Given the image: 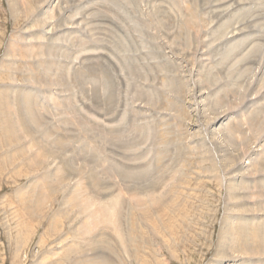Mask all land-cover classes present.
<instances>
[{
  "label": "rangeland",
  "instance_id": "1",
  "mask_svg": "<svg viewBox=\"0 0 264 264\" xmlns=\"http://www.w3.org/2000/svg\"><path fill=\"white\" fill-rule=\"evenodd\" d=\"M109 1L0 0V264H264V0Z\"/></svg>",
  "mask_w": 264,
  "mask_h": 264
},
{
  "label": "bare ground",
  "instance_id": "2",
  "mask_svg": "<svg viewBox=\"0 0 264 264\" xmlns=\"http://www.w3.org/2000/svg\"><path fill=\"white\" fill-rule=\"evenodd\" d=\"M21 1H23V0H21ZM27 1V0H26ZM29 1H31V0H29ZM33 1V0H32ZM109 1V0H108ZM242 1V0H241ZM18 2H19V0H18ZM110 2V1H109ZM152 2V1H151ZM244 2V1H243ZM45 3V2H44ZM60 3V2H59ZM110 4V3H109ZM56 5V4H55ZM98 5V4H97ZM16 6V5H15ZM105 7V6H104ZM92 8V7H91ZM210 8V7H209ZM88 9V8H87ZM90 9V8H89ZM27 10V9H26ZM28 11V10H27ZM82 11V10H81ZM103 11V10H102ZM188 13V12H187ZM193 13V12H192ZM259 13V12H258ZM27 14H28V12H27ZM231 14V13H230ZM80 15V14H79ZM258 15V14H257ZM82 16V15H81ZM101 17V16H100ZM106 18V17H105ZM249 19V18H248ZM79 23V22H78ZM202 23V22H201ZM76 24V23H75ZM199 24V23H198ZM80 25V24H79ZM193 25V24H192ZM104 26V25H103ZM63 27H65V26H63ZM199 28V27H198ZM212 28V27H211ZM243 28V27H242ZM203 30V29H202ZM226 30V29H225ZM99 31V30H98ZM233 31V30H232ZM49 32V31H48ZM93 32V31H92ZM97 32V31H96ZM206 32V31H205ZM52 33V32H51ZM51 35V34H50ZM164 36V35H163ZM232 37V36H231ZM46 39V38H45ZM48 39V38H47ZM35 40V39H34ZM79 40V39H78ZM83 43V42H82ZM85 43V42H84ZM39 44V43H38ZM45 45V44H44ZM57 46V45H56ZM69 46V45H68ZM199 46H200V44H199ZM34 47V46H33ZM48 47V46H47ZM95 47V46H94ZM42 48V47H41ZM47 50V49H46ZM49 50V49H48ZM74 50V49H73ZM229 50V49H228ZM25 51V50H24ZM206 51V50H205ZM202 52V51H201ZM249 52V51H248ZM53 53V52H52ZM247 53V52H246ZM19 54V53H18ZM51 54V53H50ZM52 56H53V54H52ZM51 57V56H50ZM93 59V58H92ZM97 59V58H96ZM24 60V59H23ZM89 60V59H88ZM202 60V59H201ZM44 62V61H43ZM91 63V62H90ZM100 63V62H99ZM249 63V62H248ZM244 64V63H243ZM5 65V64H4ZM93 67V66H92ZM40 68V67H39ZM88 68H90V67H88ZM250 68V67H249ZM0 69H1V67H0ZM18 69V68H17ZM16 70V69H15ZM28 71H29V68L27 69ZM26 70V71H27ZM47 70V69H46ZM235 70V69H234ZM18 71H19V69H18ZM17 71V72H18ZM84 71V70H83ZM30 72V71H29ZM28 72V73H29ZM90 74V73H89ZM1 75V74H0ZM96 75V74H95ZM1 76H3V75H1ZM5 76V75H4ZM42 76V75H41ZM82 76V75H81ZM26 77V78H25ZM25 79H31V78H27V76L25 75ZM32 77V76H31ZM35 77V76H34ZM247 77V76H246ZM11 78V77H10ZM33 78V77H32ZM44 78V77H43ZM92 78V77H91ZM13 79V78H12ZM65 79V78H64ZM72 80V79H71ZM28 81V80H27ZM57 81V80H56ZM94 81V80H93ZM50 83V82H49ZM182 83V82H181ZM97 84V83H96ZM252 84V83H251ZM177 85V84H176ZM194 85V84H193ZM237 85V84H236ZM229 86V85H228ZM77 87V86H76ZM199 87V86H198ZM41 88V87H40ZM201 90V89H200ZM246 90V89H245ZM170 91V90H169ZM232 91V90H231ZM174 92V91H173ZM236 93V92H235ZM0 95H2V96H4V98L6 99V100H4L2 97H0V118H1V121H2V123L0 124V133H2L3 134V136H2V138L0 139V143H1V145H4V146H11V145H15L14 144V142H13V140L15 141L16 140V138H18L17 136H18V134H16L17 136L15 137L14 135H15V129H16V127L17 126H15L14 125V123H15V121H17L18 122V114H17V120L15 119V121H14V123H13V119H11V117H12V115L14 114V111L12 110V107H11V101L9 100V99H7V97H9L7 94L6 95H3L1 92H0ZM18 95V94H17ZM26 95V94H25ZM184 95V94H183ZM194 95V94H193ZM231 95V94H230ZM233 95V94H232ZM212 96V95H211ZM250 96V95H249ZM25 97H27V95L25 96ZM28 98H30L29 97V95H28ZM229 98V97H228ZM250 98V97H249ZM24 99V98H23ZM22 99V100H23ZM31 99V98H30ZM241 99V98H240ZM247 99V98H246ZM178 101V100H177ZM225 101V100H224ZM241 101V100H240ZM12 102H14V101H12ZM28 102V101H27ZM239 102V101H238ZM9 103L11 104L10 106H9ZM31 103V102H30ZM17 104H18V102H17ZM27 104V103H26ZM32 104V103H31ZM201 104V103H200ZM206 104V103H205ZM222 104V103H221ZM230 104H232V102L230 103ZM238 104V103H237ZM14 105V104H13ZM12 105V106H13ZM15 105H16V103H15ZM170 105V104H169ZM25 106H27V105H25ZM171 106H173L172 104H171ZM220 106V105H219ZM218 106V107H219ZM232 106H234V105H232ZM108 107V106H107ZM175 107V106H174ZM183 107V106H182ZM217 107V106H216ZM221 107V106H220ZM235 107V106H234ZM28 108H30L31 109V106H29V107H27V109ZM216 109V108H215ZM262 109V108H261ZM163 110V109H162ZM184 110V109H183ZM187 110V109H186ZM233 110V109H232ZM17 111H18V108H17ZM27 111H29V109L28 110H26V112ZM81 111V110H80ZM215 111V110H214ZM223 111V110H222ZM226 111V110H225ZM225 111H223V112H225ZM42 112H43V110H42ZM47 112V111H46ZM29 113V118H30V120L32 119V118H36V117H33L32 116V114L30 113V112H28ZM203 113V112H202ZM220 113H221V111H220ZM33 114H34V112H33ZM216 114V113H215ZM28 115V114H27ZM45 115H46V113H45ZM180 115H182L181 114V112H180ZM224 115V114H223ZM4 116H6V117H8V119L6 118L5 119V117ZM35 116V115H34ZM218 116V115H217ZM214 117H215V115H214ZM214 117H212V118H214ZM220 117V116H219ZM254 117V116H253ZM23 118H24V116H23ZM29 118H27V119H29ZM40 118V117H39ZM249 118V117H248ZM26 119V118H25ZM24 119V120H25ZM219 119V118H218ZM240 119V118H239ZM260 119V118H259ZM36 120H37V118H36ZM36 120H34V121H36ZM20 121V120H19ZM45 121V120H44ZM210 123H212V120L210 119ZM32 122V121H31ZM40 122V121H39ZM209 122V121H208ZM225 122V121H224ZM223 122V123H224ZM27 123V122H26ZM226 123V122H225ZM252 123V122H251ZM20 124V123H19ZM35 124V123H34ZM232 124V123H231ZM234 124V123H233ZM232 124V125H233ZM17 125H18V123H17ZM209 125V124H208ZM211 125V124H210ZM225 125V124H224ZM229 125V124H228ZM231 125V126H232ZM22 127H23V125H21ZM24 126H26L25 124H24ZM27 126H28V124H27ZM30 126V125H29ZM111 126V125H110ZM219 125H217V127H218ZM21 127V129L23 130V128ZM211 127V126H210ZM216 127V128H217ZM226 128H228L229 126H225ZM233 127V126H232ZM18 128V127H17ZM30 128V127H29ZM234 128V127H233ZM35 129V128H34ZM218 129V128H217ZM230 129V128H229ZM229 129H227V130H229ZM30 130V129H29ZM231 130H233L232 128L229 130V132L231 131ZM32 131V130H31ZM205 131V130H204ZM212 131H214V129L212 130ZM211 131V132H212ZM219 131V130H218ZM234 131V130H233ZM209 132V131H208ZM224 132H226V131H224ZM228 132V133H229ZM241 132V131H240ZM243 132V131H242ZM210 133V132H209ZM216 133V132H215ZM234 133H238L237 131L235 132H233V134ZM205 134V133H204ZM222 134V133H221ZM225 134H227V133H225ZM224 133L222 134V136L223 135H225ZM231 134H232V132H231ZM230 134V135H231ZM112 135V134H111ZM211 135H212V133H211ZM214 135V134H213ZM216 135V134H215ZM235 135V134H234ZM238 135H240V133L238 134ZM244 136V132H243V134H241L240 136H239V138L242 140V138H243V136ZM257 135H259V134H257ZM105 136V135H104ZM107 136V135H106ZM207 136V135H206ZM205 136V137H206ZM209 137H211V136H209ZM226 137H229V138H231V136H229V134L226 136ZM242 137V138H241ZM51 138V137H50ZM220 138H222V137H220ZM233 138V137H232ZM238 138V139H239ZM207 139V138H206ZM205 139V140H206ZM215 139H217L216 138V136H215ZM223 139H224V136H223ZM236 140H237V136H236V138H235ZM43 140V139H42ZM60 139H57V142H56V144L58 143V142H60L59 141ZM189 140V139H188ZM208 140H209V138H208ZM225 140V142H226V139H224ZM228 140H230V139H228ZM232 140V139H231ZM244 140V139H243ZM63 141V140H62ZM207 141V140H206ZM216 141H218V140H216ZM240 141V140H239ZM250 141V140H249ZM16 142V141H15ZM43 142V141H42ZM112 142V141H111ZM166 142V141H165ZM164 142V143H165ZM244 142V141H243ZM47 143H49L48 141H47ZM60 143H63V142H60ZM66 143V142H65ZM168 143V142H167ZM234 143V142H233ZM245 143H247V142H245ZM55 144V145H56ZM64 144V143H63ZM63 144H60V145H63ZM67 144V143H66ZM219 144H221V143H219ZM46 145V144H45ZM58 145V144H57ZM164 145H166V144H164ZM222 145V144H221ZM234 145V144H233ZM41 146V145H40ZM48 146V145H47ZM65 146V145H64ZM114 146V145H113ZM210 146V145H209ZM62 147V146H61ZM60 147V148H61ZM235 147V146H234ZM56 148V147H55ZM211 148V147H210ZM223 149H225L224 147H222ZM228 148V147H227ZM245 148V147H244ZM244 148H242V149H244ZM235 149V148H234ZM233 149V150H234ZM50 150V149H49ZM57 150V149H56ZM63 150V149H62ZM65 150V149H64ZM214 150V149H213ZM61 151V150H60ZM191 151V150H190ZM215 151V150H214ZM227 151V150H226ZM230 151V150H229ZM228 151V153H230ZM248 151V150H247ZM51 152V151H50ZM192 152V151H191ZM222 152V150L220 151V153ZM250 152V151H249ZM249 152H247V153H249ZM58 153V152H57ZM61 153V152H60ZM196 153V152H195ZM215 153H216V151H215ZM226 154H227V152H225ZM213 154V153H212ZM219 154V153H218ZM226 154H225V156H226ZM232 155H233V153H232ZM215 156V155H214ZM225 156H224V158H225ZM248 156V155H247ZM255 156V155H254ZM242 157V156H241ZM252 157V156H251ZM254 159H255V157H253ZM260 158V157H259ZM216 159H218L217 157H216ZM239 159H240V157H239ZM244 159V158H243ZM253 159V160H254ZM208 160V159H207ZM224 160H226V158L224 159ZM228 160V159H227ZM11 163H12V161L11 160H9ZM213 161V160H212ZM230 161V160H229ZM242 161V160H241ZM41 162V161H40ZM39 162V163H40ZM211 162V161H210ZM245 162V161H244ZM256 162V161H255ZM213 163V162H212ZM223 163V162H222ZM225 163V162H224ZM228 163V162H227ZM241 163V162H240ZM38 164V163H37ZM222 165V164H221ZM224 165V164H223ZM234 165V164H233ZM236 165V164H235ZM234 165V166H235ZM244 165V164H243ZM248 165H249V162H248ZM256 165V164H255ZM32 167H33V165H31ZM227 166H232V165H227ZM237 166V165H236ZM257 166V165H256ZM35 167V166H34ZM33 167V168H34ZM121 167H123V166H121ZM120 167V168H121ZM183 167V166H182ZM211 167H212V165H211ZM250 167V166H249ZM253 167V166H252ZM212 168H214V167H212ZM220 168V167H219ZM226 168V167H225ZM229 168V167H228ZM227 168V169H228ZM237 168H238V166H237ZM247 168V167H246ZM254 168V167H253ZM121 169H123V168H121ZM120 169V170H121ZM218 169V168H217ZM227 169H224V171L225 170H227ZM232 169H234V168H232ZM248 169V168H247ZM245 170V171H248V170ZM262 169H263V167H262ZM119 170V172H120V174H121V172L122 171H120ZM223 170V169H222ZM222 170H220V171H222ZM235 170V169H234ZM239 170V169H238ZM257 170V169H256ZM129 171V170H128ZM212 172L214 171V170H211ZM210 171V172H211ZM218 171H219V169H218ZM224 171L222 172V173H224ZM228 171V170H227ZM229 171H230V169H229ZM232 171V170H231ZM132 172V171H131ZM178 172V171H177ZM253 172H254V170H253ZM130 173V172H129ZM176 173V172H175ZM235 173V172H234ZM236 173H237V171H236ZM240 173H241V170H240ZM131 174V173H130ZM254 174H256V173H254ZM258 174V173H257ZM127 175V174H126ZM225 175V174H224ZM238 175V174H237ZM220 177H222V176H220ZM226 177V176H225ZM234 177V176H233ZM224 178V177H223ZM251 178H253V177H251ZM223 180V179H222ZM221 180V181H222ZM224 181V180H223ZM228 187H230V186H228ZM233 188V187H232ZM232 188H230L229 189V192H231L230 190H232ZM53 189H55V188H53ZM243 190V189H242ZM258 190V189H257ZM235 191V190H234ZM262 191V190H261ZM19 192V191H18ZM53 192V191H52ZM26 193V192H25ZM23 194V193H22ZM233 195V194H232ZM159 196H161V195H159ZM159 196H158V198H159ZM40 196H38L37 198H39ZM117 197H118V195H117ZM117 197H116V200L118 201V199H117ZM162 197V196H161ZM231 198V197H230ZM131 199V198H130ZM28 200H29V198H28ZM41 200V199H40ZM120 200V199H119ZM153 200H154V198H153ZM123 202H125V201H123ZM35 203V202H34ZM155 203V202H154ZM124 204V203H123ZM33 205V204H32ZM37 205H38V203H37ZM119 205V204H118ZM120 206H122V205H120ZM30 207H31V204H30ZM37 207V206H36ZM109 207V208H108ZM107 208H108V214H104V215H108L109 217H108V220L109 219H115L114 221H116L117 222V224H119L118 223V220L117 219H120V218H122L121 217V211L119 210V209H117V207H116V201L115 202H113V203H110L109 204V206H108ZM127 207V206H126ZM149 207V206H148ZM150 207H151V205H150ZM106 208V207H105ZM131 208V207H130ZM124 209V208H123ZM253 209V208H252ZM35 210V209H34ZM103 210V209H102ZM105 210V209H104ZM128 211L127 212H129V210L130 209H127ZM255 210V209H254ZM36 211H37V209H36ZM132 212V211H131ZM147 212V211H146ZM149 212H151V211H149ZM31 213H32V211H31ZM103 213V212H102ZM101 213V214H102ZM125 213V212H124ZM148 213V212H147ZM147 213H145V214H147ZM96 214V213H95ZM94 214V215H95ZM100 214V216H102ZM129 214V213H128ZM128 214H127V216H128ZM256 214V213H255ZM250 215V214H249ZM124 216V215H123ZM146 216V215H145ZM126 217V216H125ZM129 217H130V215H129ZM133 217V216H132ZM102 218V217H101ZM128 218V217H127ZM150 219V218H149ZM140 220V219H139ZM113 221V220H112ZM128 221V220H127ZM256 222V221H255ZM110 224H111V221L109 222ZM132 224V222H129V224ZM154 223V222H153ZM121 225V224H120ZM245 225V224H244ZM126 226V225H125ZM224 226V225H223ZM222 226V227H223ZM226 226V225H225ZM240 226V225H239ZM113 227V226H112ZM115 227V226H114ZM118 228H119V225L117 226ZM117 227H115V228H117ZM129 227V226H128ZM233 227H235V226H233ZM249 227H251V226H249ZM117 228V229H118ZM130 228H132V227H130ZM225 228V227H224ZM240 228H242V227H240ZM111 229V228H110ZM139 229V228H138ZM223 229V228H222ZM259 229H262V228H259ZM123 229H120L119 228V232L121 233V234H123L124 232H121ZM127 230V229H126ZM163 230V229H162ZM221 230V229H220ZM224 230H226V229H224ZM107 231H108V229H107ZM129 231V230H128ZM233 231H234V229H233ZM244 231H246V230H244ZM244 231H239V233L241 232H244ZM259 231V230H258ZM220 233H221V231H219ZM225 232V231H224ZM231 232H232V230H231ZM236 231H234V233H235ZM238 232V231H237ZM115 233V232H114ZM125 233H127L128 234V232H125ZM137 233V232H136ZM219 233V234H220ZM229 233H230V230H229ZM251 233V232H250ZM254 233H256V231H254ZM259 233V232H258ZM263 233H264V231H263ZM119 234V233H118ZM121 234H120V237L119 238H121ZM155 234V233H154ZM224 234V233H223ZM246 234V233H245ZM249 234V233H248ZM248 234H246L247 236H248ZM124 235V234H123ZM236 235V237L237 236H239V235H237V234H235ZM235 235H232V236H235ZM251 235V234H250ZM253 235V234H252ZM256 235V234H255ZM220 236H222V235H220ZM224 236V235H223ZM222 236V237H223ZM242 236V235H241ZM246 236V237H247ZM257 236H259V235H257ZM263 236V235H262ZM117 237H118V235H117ZM126 237V236H125ZM240 237V236H239ZM245 237V240L247 241V240H249V236H248V238H246ZM130 240H129V242H131V238L130 237H128ZM219 238V237H218ZM243 238V237H242ZM255 238V237H254ZM258 238V237H257ZM256 238V239H257ZM263 238V237H262ZM123 239H125V238H123ZM137 239V238H136ZM238 239V238H237ZM240 239V238H239ZM238 239V240H239ZM252 239V238H251ZM250 239V240H251ZM115 240V239H114ZM133 240V239H132ZM135 240V239H134ZM218 240V239H217ZM223 240V239H222ZM244 240V239H243ZM118 241H120V240H118ZM118 241H116V243H118ZM123 241V240H122ZM122 241H120V242H122ZM178 241V240H177ZM219 241V240H218ZM221 241V240H220ZM253 241H255V239L253 240ZM253 241H251V242H253ZM262 241V240H261ZM264 241V240H263ZM115 242V241H114ZM126 242V241H125ZM128 242V241H127ZM126 242V243H127ZM222 242V241H221ZM241 242H242V240L240 241V244H241ZM248 242V241H247ZM246 242V243H247ZM246 243H244V244H246ZM264 243V242H263ZM111 244H113V243H111ZM168 244V243H167ZM221 244V243H220ZM244 244H242V245H244ZM259 244H260V242H259ZM110 245V244H109ZM118 245H119V243H118ZM122 245V244H121ZM125 245V244H124ZM222 245V244H221ZM220 245V246H221ZM242 245H240L241 246V248H242ZM252 245L253 244H251V247H252ZM113 246V245H112ZM120 246V245H119ZM250 246V245H249ZM261 246V245H260ZM125 247V246H124ZM222 247H223V245H222ZM239 247V246H238ZM244 247V246H243ZM116 248V247H115ZM240 248V249H241ZM250 248V247H249ZM249 248H247L246 250H248ZM264 248V247H263ZM219 249H220V247H219ZM223 249H224V247H223ZM237 250V249H236ZM238 250H239V248H238ZM259 250H261L260 249V247H259ZM240 251V250H239ZM257 251H258V249H257ZM261 251H264V250H261ZM249 252H250V249H249ZM105 253V252H104ZM246 253H248V251L246 252ZM261 253V252H260ZM259 253V254H260ZM224 254H225V252H224ZM242 253H240L239 254V256L241 255ZM255 254H257L256 252H255ZM106 255V254H105ZM97 256V255H96ZM238 255H237V258L239 257ZM242 256V255H241ZM241 256H240V258H241ZM252 256V254L250 255V257ZM256 256V255H255ZM262 256V255H261ZM121 257L122 256H120V259H121ZM227 257V256H226ZM232 257V256H231ZM234 257V256H233ZM247 257V256H246ZM175 258V257H174ZM257 258V257H256ZM99 261H100V263L99 264H106L107 262H106V258H105V256H104V254L103 255H101V256H99ZM108 259V258H107ZM233 259V258H232ZM231 259V260H232ZM123 260V259H122ZM122 260H120V262L122 261ZM77 261H78V259H77ZM85 263H87V264H94L95 262H90V259L89 258H86L85 260ZM235 261V260H234ZM116 264V263H115ZM121 264H123V263H121Z\"/></svg>",
  "mask_w": 264,
  "mask_h": 264
}]
</instances>
